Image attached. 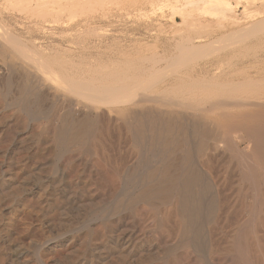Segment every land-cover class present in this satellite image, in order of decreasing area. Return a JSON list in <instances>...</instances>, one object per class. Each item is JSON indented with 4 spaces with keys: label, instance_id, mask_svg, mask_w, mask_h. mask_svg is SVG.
I'll list each match as a JSON object with an SVG mask.
<instances>
[{
    "label": "bare ground",
    "instance_id": "6f19581e",
    "mask_svg": "<svg viewBox=\"0 0 264 264\" xmlns=\"http://www.w3.org/2000/svg\"><path fill=\"white\" fill-rule=\"evenodd\" d=\"M24 1H28L30 7L26 15L15 21L17 28L8 31L9 27L4 29L7 24L0 21V52L10 61L7 70L0 72V111H8L0 114V172L3 174L0 175V264H264V233L260 232L264 209L262 217L257 218L258 224L250 231L243 233L241 227V222L245 221L242 215L255 212V194L251 207H245L240 195L243 190L232 192L231 210L240 217L237 215L228 233L221 227L211 226L210 222L201 223L206 197L203 186H210L199 160L203 157L209 163L243 158L246 161L242 164L246 169L243 181L250 183L254 193L260 190L264 196V190L259 189L258 165L255 164L258 159L264 160L260 158L264 154V68H256L257 71L251 68L253 72H248L250 69L246 67L248 71L239 74L218 67L202 68L189 76L180 71L149 92L152 86L141 88L145 72L153 69V66L148 68L150 65L146 67L149 61L146 56L148 60L131 56L136 57L131 60L132 64L121 65L132 67L131 72L115 65L116 68L104 73L103 64H94L97 61L91 65L90 62L82 64L84 61L60 64L61 60L59 63L54 60L52 65L44 57L56 49L52 48L54 45L44 44L47 17L100 7L109 0ZM178 4L177 13L183 21V9L211 3L209 0H181ZM218 10L223 21L237 26L238 20L226 3L221 2ZM70 25L62 27L60 34L68 36L70 31L77 32L81 28L77 22ZM247 26L253 31H262L259 41H264V18L250 21ZM202 40L200 38L199 42ZM190 45L198 49L196 43ZM190 47L182 49L190 52ZM181 52L183 55L184 51ZM121 54L124 55V51ZM177 55L176 59L172 55L173 63L177 62ZM108 57L113 55L108 54ZM114 59L108 58L120 65V59ZM183 59L178 61H187ZM138 62L146 63L143 66L146 70L141 69L144 76L138 74L142 66ZM153 77L149 82H153ZM57 78L61 81L57 82ZM127 94H133L132 102L128 101ZM122 96H126L127 101ZM49 102L56 104L52 116L55 108L48 107ZM28 120L35 122L31 135L38 148L29 152L30 148L21 141L19 151L26 154L5 161L7 151L1 147L2 143L14 136L21 140L27 137L24 128ZM196 125L200 127L197 133ZM19 126L23 132L17 131ZM184 127L189 133L180 159L182 163L165 162L170 158L166 152L170 144L164 141L162 147V139H175L179 129ZM243 145L245 148L241 149ZM126 147L135 154L146 149L156 152L152 153L154 167L146 169L141 178H136V169L129 177L125 176L123 152ZM41 157L49 162L36 161ZM240 180L242 178L237 182ZM210 199L209 205L217 204L215 197ZM213 207L210 209L214 210ZM207 212L210 213L209 209Z\"/></svg>",
    "mask_w": 264,
    "mask_h": 264
},
{
    "label": "rangeland",
    "instance_id": "374dc122",
    "mask_svg": "<svg viewBox=\"0 0 264 264\" xmlns=\"http://www.w3.org/2000/svg\"><path fill=\"white\" fill-rule=\"evenodd\" d=\"M5 1H7V2H5ZM51 1L52 0H47V2H51ZM179 1H181V0H109L103 6H100V7L91 6V7H88L86 9L79 10L74 14L56 13L52 16L47 17V23L48 24H45L46 28L44 29L46 38H45V41L44 40L43 41H44L45 45H48V46L54 45L55 47L54 46L53 47L51 46V47L54 49L56 48L55 52L56 51H58V52L56 54H54L55 52H50V53L48 52V53L44 54L45 55L44 57L49 59L48 61H50V63L52 65L57 63V62L59 63L60 60H61L60 64H61V62L66 63L68 61H73L74 63H79V61H81L80 63H82V61H84L82 64L90 62V64L92 63L91 65H93L94 61H97V62H94V64L95 63H97V64L100 63V65L103 64L102 66H104V73H107L109 70L116 68L117 65L119 67H121L122 69H126V70H129V72H131L132 67L130 68L131 69L130 70L127 67L128 66L127 64L129 62H131V60L134 61L136 57L139 58L141 56V58H142V56H143L145 58V56H146V57H148L149 61H151V62L144 61V62L148 63L146 67H148L150 65L148 68L153 66V69H155V70L152 69V71H153L152 72L151 69L147 68L148 71L149 70L151 71V73H150V71L149 72L146 71L145 73H147V75L150 76V78L147 79L148 76L143 71L144 68L146 70V67H143L146 63H144L142 65V64H140V62H138V64L142 65L141 68H140V65L138 66V64L135 66H138L137 69L140 68L138 70V72L143 67V70L140 71L141 73H138V74L140 76H141V74H143V76L145 74V76H147V77L142 76L143 78L146 79V81H145V79H143L144 83H143L141 88L148 89L147 87L152 86L151 87L152 89L151 88L148 89L149 92L153 91L157 87H159L162 84V82L168 81V80L176 77V75L180 71H181L180 74H185V75L189 76V75H192V73L197 72V70L202 69V68H215L216 69L218 67V69H221V70H224V71L230 72V73H233L236 71L235 73H238V74L246 72V71H248V69H250L248 72H253V70L257 71L258 69L264 68V41H259V40H262V39H259V37H263V33H262V31H259V30L253 31L250 29L251 28L250 26H247V23L250 21L256 20L257 18L258 19L264 18V0H209V3H211V4H208L206 6H201L199 8L198 7L197 8L188 7V8L183 9L181 11L183 13V18H184L183 21L180 18L181 17L180 14L177 13L179 10L178 9ZM221 2L226 3L230 7L232 14L238 20V24H237L238 27L236 26V24H233V23L231 24V22H227V21L222 20V18H221L222 14L218 10L219 4ZM0 5H1L0 21L2 20V22L7 24V25H5L4 29H7V27H9L8 28L9 30L8 29L7 30L11 31V32L13 30V27L17 28L15 21L19 20L24 15H26L28 13V10L30 7V3L28 1H24V0H1ZM3 8H4V10H3ZM19 12H20V14H19ZM9 18H10V20H8ZM70 18H71V20H70ZM83 19L87 25H85ZM239 20H240V22H239ZM80 21H83V22L80 23ZM2 22H0V23H2ZM49 22H51V23H49ZM76 22L81 24V28L79 27L80 29L78 28L77 32H75V30H73L72 32L70 31L72 33V35L69 32V34H68L69 37L66 35L64 36L63 34H60V32L62 31V27L66 26V25H70V23L74 25V24H76ZM91 23H93V24H91ZM88 24H89V26H88ZM73 25H70V26H73ZM235 28H237L238 31ZM232 32H233V34H229ZM2 33H4L3 30H2ZM49 37H50V39H49ZM76 37L78 38V40ZM100 38H101V40H100ZM200 38H203L202 42H199ZM102 40H104V41H102ZM70 41H72V42H70ZM203 41H205V42H203ZM79 42H81V44ZM192 42L196 43V45H197L196 47H198L197 50L195 49V47H193V48L190 47L191 46L190 44ZM197 42H199V43H197ZM77 44H78V46H77ZM174 44H176V46ZM119 45H121L122 48ZM129 46H130L129 50L132 49L131 51L128 50ZM179 47L181 49L183 47H186V48L190 47L189 49H191V51H190L191 53L187 50L188 48L186 49L187 51H185V48H184L182 50L184 51V53L186 55L183 53V55H184L183 56L182 52H181L182 50ZM57 48H59V49H57ZM119 48L121 49V51ZM177 48H179V49H177ZM60 49L61 50L63 49L64 53H61L63 50L61 51ZM122 49H124V50H122ZM133 49L136 50V53H134L135 50H133ZM67 50H68V52H69V50L72 52L68 53V52H66ZM138 50L139 51L141 50V51L139 52ZM59 51H61V52H59ZM122 51H124V55L121 54ZM127 51H129V53ZM137 51L139 54L143 53V55L137 56L138 55ZM65 52L68 55L66 54L65 55L66 57H63ZM73 52H74V54H73L74 56H70V55H72ZM76 52H77V54H75ZM103 52H104V54H103ZM130 52L133 54H131ZM2 53L0 52V72H1V70L4 71L3 69L7 70V68H8L7 66H9L8 62L10 63V61L7 60V59H9L8 56L6 54L3 55L4 53L3 54ZM178 53L179 54L181 53L182 56L179 57V55H177ZM187 53L189 55H187ZM108 54H109V56L113 55V57H108ZM54 55H56V56H54ZM119 55H121V56H119ZM125 55L128 57H126ZM172 55H175V58ZM176 55H177V62L174 61V63H173V58L176 59ZM131 56H136V57L132 58ZM154 56H156V57L154 58ZM185 56H189V57H185ZM56 57H59V58H56ZM67 57H68V59H67ZM79 57H81V58H79ZM92 57H93V59H92ZM160 57H163L164 59L160 58ZM168 57H170V58L173 57V58L169 59ZM183 57L187 58V61L185 60V58L183 59ZM52 58H54V59H52ZM76 58H78V59H76ZM108 58L113 59V60H115L114 58H119L120 59V61H119L120 65L117 64L116 62H113L112 60H111L112 61L111 62L110 60H108ZM128 58H131V59L129 60ZM179 58L185 60L186 62L181 61V60L178 61ZM47 59H45V60H47ZM75 59H76V62H75ZM148 59H146V60H148ZM158 59H162L161 61H163V62H161L160 60L157 61ZM54 60H56L55 63H54ZM62 60H65V62ZM121 60H123V61H121ZM51 61H53V62H51ZM110 62L114 63L113 64L114 66H112V64ZM124 62H125V65H127L126 67L128 69L125 66L124 67L121 66V65H124ZM132 62H131V64H132ZM141 62L143 63V61H141ZM157 62H160V63L158 64ZM182 62H184L183 65L180 64ZM155 64H157L156 65L157 67L155 66ZM115 65H116V67H115ZM187 65L189 66V68L187 67ZM255 65H257V67ZM105 67H107L108 69L107 68L105 69ZM167 67L169 70L167 69ZM171 67H173L174 69ZM251 68H253V70ZM256 68H257V70H256ZM160 69H162V70H160ZM105 70H107V71H105ZM156 70H158V71L160 70L159 71L160 74ZM154 71H155V73L158 74V77L154 73ZM149 73H150V75H149ZM235 73H233V74H235ZM7 75H10V74L7 73ZM154 75H156V76H154ZM159 75H160V78H159ZM153 76L155 77V79H152L153 82L152 81L149 82ZM6 77L7 76L5 75L3 79L5 80ZM61 77L62 76H60V78ZM60 78H57V82L61 81L62 78L61 79ZM167 78H170V79H167ZM4 80H1L3 84L5 83ZM156 82H157L156 85H152ZM145 83L146 84L149 83V85L148 84L146 85ZM126 96L125 97L122 96L123 97L122 99L127 101ZM131 96H133V94ZM131 96H130V94L128 95V97H129L128 101L130 100ZM130 101L131 102L133 101V97ZM46 104H48L47 105L48 107H50L52 105L50 107L51 109L55 108L54 110L52 109L54 111V112L52 111L53 113L51 112V116H52L56 111V107H55L56 104L52 103V102L51 103L49 102ZM46 104H44V108H47V106L45 107ZM7 112L8 111H0V114L1 113L7 114ZM33 122H32V120H28L26 123V126L24 128L26 130L23 129L26 133L25 136H27V137H25V138L27 140L24 138L23 139L24 141H23L20 139L21 137L14 136L13 138L11 137L9 139H6L4 141V143H2L3 146L1 145V147L7 151V156H6L5 161L6 160L8 161L9 159H13V158H15V156L18 157L21 154L22 155L26 154L25 151H19L20 149L18 146H20L21 141L24 142L30 148L29 152L33 151V150L35 151V149L38 148V147L34 146L33 138L31 135V133L33 131L32 129H34V126H35V122L34 123ZM194 129H195V133H197V131H200V127L198 125L194 126ZM188 130L189 129L188 128L186 129V127H184V129L180 128L179 129L180 132L177 134V137L175 139H174V137H171L170 139H167V140L162 139V142H161L162 147H163L164 141H166L170 144V147H169L170 150L166 151V152H169L170 158L165 159L166 160L165 162H174L175 164L176 163L177 164L182 163V160H180V159H182L181 157L184 154L185 138L188 137V133H189ZM17 131L23 132L22 127L19 126ZM233 136L236 137L235 135H233ZM237 136H238V134H237ZM12 146H14V147H12ZM127 146H129L128 143H127ZM242 148L244 149L245 145H243V147H241V149ZM125 149H127V150H124V152H123V154L125 156V158L123 159V163L126 165H124V164L123 165L125 166V168L127 169V172H128V173L127 172L125 173L126 177H129L130 174H133L132 172L136 169V171H137L136 175H135L136 178H141L146 169H148V168L152 169L154 167L153 163H154L155 159H153L154 157H152V153L154 151H148V149H146V151L137 152V154H135L136 152L134 151L135 153L133 152L134 153L133 154L131 149H129L128 147H126ZM14 150L15 151L17 150V151L15 152ZM129 151H130V153H129ZM17 152H18V154H17ZM154 153H156V152H154ZM128 154H130L129 157H127ZM260 158L264 159V154L262 156H260ZM174 159H175V161H174ZM80 160H82V158H80ZM199 160H201L200 163L202 162V164H203L204 171L205 172L207 171V173L203 172L204 173L203 175H206L209 178L208 179L209 183H207V185L210 186V188L207 186H203V189H204L203 192H204V194H206L205 195L206 197H204L205 203L202 205V208H203L202 219L203 220L201 221V223L208 225L210 222L211 226L214 225L215 227L216 226L221 227L223 229L224 233L225 232L228 233L231 230V228L234 227V225L236 223L237 215H238V213L236 214L235 211L231 210L232 209L231 202L233 203V199H232V197H230V195H232L233 193H236L237 190H239V191L243 190L242 193H240V195L242 194L241 198L243 199L245 207H247V206L251 207L250 205H252L251 200H253V194H255V197H256V200L253 201V204L256 203L255 207L257 209L255 208V212L253 213V215H249L247 213H246V215H244V214L242 215L245 217L244 220L246 221V222L245 221L241 222V227L243 228V233L250 231L253 226L258 224L257 221L263 215L262 213L264 211L263 210L264 209V196L262 197V192H260V190H259V192L254 193L253 192L254 190H253L252 186L250 185V183L247 184L243 181V178H245V175H246V169L244 166L246 164V161L243 158L241 159L239 157L231 158L230 161L224 160V161H222L223 163L221 161H217L218 162L217 163L214 160H212L211 162L208 163L206 161V158H203V157H200ZM36 161H38L39 163H44V164H47L49 162L48 159H45V157H41L40 159H38ZM227 162H229V163H227ZM140 163H141V166H139ZM207 163H208V165H207ZM142 164H143V166H142ZM210 164H212V165H210ZM242 164H244V165L242 166ZM255 164H257L258 166L257 165L256 166L259 167V168L256 167V169L258 170V173H259L258 174L259 175L258 176L259 189L261 188L262 190H264V160L260 161L258 159V162H256ZM221 165H222V167H221ZM138 167H142V168L139 169ZM260 167H262L263 169H260ZM242 169H243V171H242ZM239 173H241V174H239ZM0 175L3 176V174H1V172H0ZM140 175H141V177H139ZM261 176L263 179L261 178ZM240 178H242V180L237 182V180ZM243 184L245 187L243 186ZM261 185H263V187ZM220 186H221V188H220ZM211 188H212V190H211ZM235 188H236V190H235ZM226 191H228V192H226ZM224 195H226V196H224ZM211 197H215V199L217 200L216 201L217 204H211L212 206H214L213 207L214 210L212 209L213 212L217 210L216 212H214V214H213V212H211L212 210L210 209V208H212V206L208 204V203H210L209 201L211 200L210 199ZM222 197H223V200H222ZM246 197H249V198H246ZM224 199H226L225 202H224ZM228 199H229V201H228ZM247 199H249V200L246 201ZM249 201L251 202V204ZM258 201L260 202V204L258 203ZM262 202H263V204H262ZM257 204H258V206H257ZM226 206L228 207L227 208L228 210L226 209ZM259 207H260V209H259ZM208 209H209L210 213L207 212ZM207 213L210 214V217ZM258 213H260V214H258ZM206 215H208V217H206ZM228 217H229V219H227ZM239 217H240V215H238V218ZM257 218H258V220H257ZM211 219H213V220H211ZM220 219L222 220V222ZM250 219H251V221H250ZM211 223H213V224H211ZM232 224H234L233 227H232ZM242 224H243V226L245 224V226H244L245 229L242 226ZM246 225H247V227H246ZM260 226L263 227V229L260 228V232L262 231L261 233H264L263 232L264 231V222H262L260 224ZM242 228H241V233H240L241 237L243 235ZM224 229H225V231H224ZM223 235L224 234H222V236ZM220 238H222V237L220 236ZM231 264H236V262H233Z\"/></svg>",
    "mask_w": 264,
    "mask_h": 264
}]
</instances>
